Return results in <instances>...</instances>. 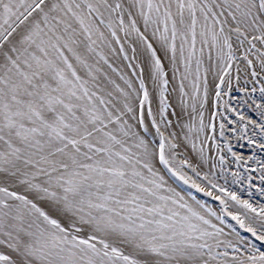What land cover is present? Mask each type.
I'll list each match as a JSON object with an SVG mask.
<instances>
[{
    "label": "snow or ice",
    "instance_id": "obj_1",
    "mask_svg": "<svg viewBox=\"0 0 264 264\" xmlns=\"http://www.w3.org/2000/svg\"><path fill=\"white\" fill-rule=\"evenodd\" d=\"M226 132L264 149V0H0V264H264Z\"/></svg>",
    "mask_w": 264,
    "mask_h": 264
},
{
    "label": "rangeland",
    "instance_id": "obj_2",
    "mask_svg": "<svg viewBox=\"0 0 264 264\" xmlns=\"http://www.w3.org/2000/svg\"><path fill=\"white\" fill-rule=\"evenodd\" d=\"M240 86H244L243 83H241ZM248 86H252L251 84ZM259 84H256L255 87L257 88L256 96L258 97L260 95L259 93ZM224 95L221 100V112L224 111V101H229V103L232 104L233 107H238L239 110L245 112L247 115L252 116L254 119L259 120L258 113L256 111H253L251 107H248L246 105H239L237 103V100H243L245 99L244 93L240 92L238 87L236 86L235 79H233V90L231 93L228 92V89L225 88ZM251 103V101H249ZM232 119H239V117H236L235 114H232ZM219 123V118L217 120V124ZM233 125L229 124V127H232ZM248 135H252L251 132V125L249 126V133ZM226 137L228 140L231 141L233 144V150L242 153L245 157L250 155H255L258 160H264V149H261L259 145L252 146L248 143L247 140L241 138L239 141H237L234 137V135H230L226 132ZM258 141L264 142L261 140L260 137H255ZM213 154H215L213 150ZM229 161H231V154H228ZM247 164V167L244 166V164ZM227 167L230 169L228 171L227 175L224 176L221 174L220 183H224V180H228V186L232 189L238 192L239 195L242 196L244 199H249L254 201L257 204L264 203V195L261 194L260 188L264 187V182H262L259 177L262 175V173L259 171V168L255 166V163L253 161H245L242 162L239 166L235 162H231L227 165ZM215 171L218 172L219 170L216 169ZM237 172L239 173L238 180L239 183H233V177L232 173ZM251 176V190L249 191L248 186V177ZM241 183L243 184V187H241ZM193 191L199 199L206 200L213 208L219 209L220 204L219 201H217L214 197H209L206 195V193H200L196 189H190ZM215 191V190H214ZM216 195H219V192H216ZM231 203V202H230ZM231 210H237L235 208ZM226 220L229 224L236 225V221H234L231 217H226ZM222 227H225V231H228L227 227L225 225H221ZM237 231L245 237H248V242L251 243L253 240H255L254 237L251 236L250 233L246 231V229L239 228L238 225H236ZM257 246H260L261 244H264V242L256 240ZM264 250V249H262Z\"/></svg>",
    "mask_w": 264,
    "mask_h": 264
}]
</instances>
